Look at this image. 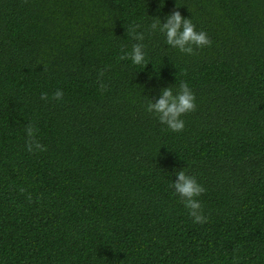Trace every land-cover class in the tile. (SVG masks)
<instances>
[{
	"label": "trees",
	"instance_id": "16d2710c",
	"mask_svg": "<svg viewBox=\"0 0 264 264\" xmlns=\"http://www.w3.org/2000/svg\"><path fill=\"white\" fill-rule=\"evenodd\" d=\"M174 10L211 46L149 33ZM136 24L146 67L120 59ZM181 82L197 109L177 133L146 106ZM0 264H264V0H0Z\"/></svg>",
	"mask_w": 264,
	"mask_h": 264
},
{
	"label": "clouds",
	"instance_id": "9594fccd",
	"mask_svg": "<svg viewBox=\"0 0 264 264\" xmlns=\"http://www.w3.org/2000/svg\"><path fill=\"white\" fill-rule=\"evenodd\" d=\"M140 27L141 25L139 24L127 27V34L139 42L133 44L131 53L122 55L120 59H130L134 64L145 65L146 67L148 62L146 61L145 45L143 44L145 34L137 31ZM148 30L150 34L159 31L165 36L166 45L178 49L186 55H194L196 54L195 49L210 47L212 44L207 33L197 31L192 19L183 17L178 10L170 13L166 18V22H162L159 17H154L152 23L148 26ZM103 76L104 71L101 70L98 78ZM106 87L101 81V90H106ZM40 98L47 101L49 99L48 93H42ZM63 98L64 93L59 89L52 95V100L55 101H62ZM196 109V96L186 82H181L179 90L175 93L172 86L162 89L160 98L156 102L151 100L146 106L147 112L154 113L161 124L166 125L172 132L177 133L185 129V121L182 117L187 113L196 111ZM25 130L28 138L26 149L29 153L47 151L46 146L35 138L37 130L33 123H28ZM177 177L178 179L170 185L175 190L174 194L180 196L181 202L188 210V214L194 223H206L208 218L204 215L203 205L198 199L206 192V189L195 177L187 175L183 170L177 172ZM20 191L23 193L25 190L21 188ZM27 198L29 201L32 199L31 195H28Z\"/></svg>",
	"mask_w": 264,
	"mask_h": 264
}]
</instances>
